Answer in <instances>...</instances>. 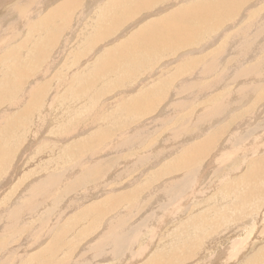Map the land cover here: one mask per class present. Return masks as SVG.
<instances>
[{
	"label": "rangeland",
	"instance_id": "rangeland-1",
	"mask_svg": "<svg viewBox=\"0 0 264 264\" xmlns=\"http://www.w3.org/2000/svg\"><path fill=\"white\" fill-rule=\"evenodd\" d=\"M38 1L40 2L41 0ZM98 1L99 2H97V0H78L77 6H74L73 9H68L60 8L63 3L67 2V0H57L54 3L46 6L40 14L39 11L34 12L35 10L32 9V15L31 17H28V21H26L27 23H24L23 26L15 30L18 34L14 35L13 37L15 41H12V44H3L2 46H0L1 48H3V50L0 51V120H2L3 122V124H0V149L4 150L6 154L4 155V157L9 159V163L6 164L7 166L4 172H0V244H3L2 249L0 248V251L2 250V252L0 253L1 264H45V262L47 261H49L48 264H240V256L242 255L245 256L243 258L244 261L241 262L242 264H264L263 253L259 254L260 257L259 259L258 257L256 258L257 261H254L253 259L257 255V251H259L261 248L264 249V228H262L264 227V220H261L264 211V198L258 195H256L255 197L253 195L251 196L252 198L249 197L251 199L248 198V201H246V203H243L240 200L239 196L244 189L242 182L240 181H242L244 172L247 170L248 160H245V162H243L245 152L240 149L238 144V142L240 141L238 140L239 137L244 136L247 140V136L249 135L245 136V134L250 132L251 136H253V127H255L254 125H258V121H256L257 124L255 121L252 122L253 124L246 122V118H248V115L252 114H247L244 112V108H246L247 110L246 106L251 107L252 110L255 111V113L257 112L259 114L260 118L257 117L256 119H259L258 126L264 124H262V122L264 121V98L262 102H257L256 94L248 92V86H260V83L262 81H257V83L254 79H252L255 78L251 77L254 76L253 73V75L251 74L250 77L238 76L240 75V71L242 69L249 67L251 68L253 66H256V68L258 66L260 68L264 67V0H239V2L238 0H236V4H239L240 8L238 7V5L233 4L235 3V0H233L234 2H231L230 0H224V2H222L223 0H208L212 2L207 5H210L209 7L211 8L212 12L218 11L219 15V12L221 10L220 15L221 13H223V15L226 13L228 16L227 18L222 20V22L220 21L221 23L216 22L218 25L203 34L209 36V38H206L205 36V39H202V42L200 41L202 45L204 44L203 46L199 43L200 45L196 44L193 47L191 46L192 48H187L185 51L188 50V52L184 51L185 53L181 54V52L183 51H178V54L177 52L173 53V56L171 55V53L170 55L172 58L169 54H166L165 58L168 56V59H165L164 55L163 57L160 56L157 59L160 64L157 63V61L155 60L156 58H146L145 55L142 58L139 57V59L142 60H140L141 65L136 68L132 65L126 67V65L131 64L129 63L131 62L130 60L128 61L127 58H124L125 56H128V52H126V50L135 48L134 43L131 44V46L134 44V47L132 48L130 44L126 43L127 47L128 45L130 47H128L129 49L126 48L124 50L126 52V54L123 55L124 60H121L120 62L118 61L119 65H121V69L129 67L128 71L123 73L118 72L119 68L117 66L114 68H117V71L113 69L114 72L112 71V73L111 71L102 73L97 69L99 60H102L105 57L104 52L109 51L108 49H112L116 44L118 45L122 41L125 42L126 39L129 40V38H131L129 37V35L132 36V34L138 29L142 31L143 26L145 27V25L155 22V19H160L161 16L163 17L164 15H166V13H169L176 8H180L183 4H175L174 2H172L171 6L170 0L167 1L168 3H170V5L166 2V0H162L161 3L160 1L156 3L157 6H150V8L147 9L148 11H153L152 14L150 11L144 12L145 10H142L138 13L135 12L137 13H134L135 16L132 13H128V10H125L128 8L117 6L118 8H114L115 13H117L118 15L119 13L123 14L119 15L118 18L121 19L119 21V19L114 20V17H112L113 14L117 16V14H115L114 12H105L107 4L112 0ZM229 1L231 4L228 3ZM189 2L194 3L197 2V0H190ZM88 3H90L91 5H93V3L94 5L96 4L95 6H92L94 7V11L93 8L89 10V12L91 11L92 13H96V17L95 15H93L94 13L92 14L90 12L91 14H88L89 12H86L85 9H87ZM173 3L175 5H173ZM214 3L215 5L219 3L220 4L214 6ZM223 3L225 4L222 5ZM8 4L7 7H11L10 4ZM228 4L232 7H234V5L238 7V10L234 13V9L229 11L230 13L232 12V15H229L228 11H224L231 8ZM38 5L39 4H37L36 6ZM214 7L217 9H215ZM121 8L125 11H123ZM116 9L119 10L117 11ZM161 9H165V11L168 12H165L164 10L163 12ZM18 13L17 15L15 14L16 16L12 13H9L11 14L9 16L12 17L9 18L8 16L5 20H2L4 21V25L2 24V22H0V27L5 28L4 26H7L8 24V26H11L14 20L15 21L13 24L18 21H22L21 19H23L24 16H22L21 14L20 18L18 16ZM35 13L38 15H36ZM124 14L126 15L124 16ZM81 15L83 17L85 16L84 19ZM218 15L215 14V18L214 20H212V22H215V19L217 17H220ZM139 16L140 19H143L142 21L137 22ZM91 17L93 18V20ZM135 18L137 19L135 20ZM192 20L194 21V19ZM113 21L116 27L114 26ZM126 25L129 26L127 27ZM130 25L133 27H131ZM210 25V22L206 23V26L208 28L210 27ZM184 26L186 27L185 24ZM112 27L115 28L111 30ZM180 28L182 29L183 25ZM103 30L104 32L107 30V32L109 33H105L102 37H100V40H97V37L101 32H103ZM180 35L178 34L177 39L183 38V36L181 37ZM127 36L129 38H126ZM205 40H207L206 44ZM66 41L67 43H65ZM3 43H5V41ZM63 45L65 48L61 47ZM119 52L121 51L119 50ZM119 52H116V54H118ZM11 53H15L16 55H12ZM175 56L178 57L176 59L177 61L175 60ZM119 57L120 59H123L122 52L121 56L119 55ZM60 58L62 61L60 60ZM159 58H163L161 59L163 61H161ZM189 59L190 61L195 59H197L198 61L195 65H191L189 67L192 70H189V68H187L186 72L180 70L179 67H176L185 60L189 61ZM59 60L61 62H57ZM165 60H173V62H166ZM3 61L7 62V66L4 67L1 65ZM164 61L165 63L163 64L162 62ZM55 62L57 63L54 66ZM14 66L15 68L13 70ZM156 67H159V70L156 69ZM176 68H178V71ZM16 70L22 71L23 74L29 73L30 75L26 77L21 76L20 82L19 84H17L18 86L15 87L16 83H8L7 77L9 75L13 76V81L11 79H8L12 82L19 80V77L15 73ZM165 70L167 72H164ZM95 71L97 72L95 73ZM202 71L203 75H205H202L203 77H201L200 75L202 74ZM197 72L199 73V75L197 74ZM174 73H176V75ZM222 73L225 74V78L222 81L223 85L220 84L218 88H215L217 84L214 83L216 81V78L224 77ZM187 74L189 78L186 77ZM190 74H193L192 77H190ZM155 77L156 79H154ZM177 79L178 82H176ZM183 79L186 83L183 82ZM248 80H251L252 84H249ZM161 81H163V83ZM164 81H167V83H164ZM253 82H256L257 84H254ZM73 83L75 85L74 87ZM226 83H231V87L227 88L228 90L225 91L224 97L229 101V106H232L233 108L241 106L240 108L236 109L237 111H239L237 112L236 110H234V112L229 115L230 117L227 116L226 118H223L222 121L217 122V126L215 124L211 128L202 129L204 128V125L203 123L199 122V124L193 123L195 125H193L195 127L194 128L192 126V122H190L191 116L194 118V121H197L199 118L197 116L205 113L206 110V112H208L213 108V106H215L217 109L221 107L217 105L218 102H214L213 104L211 99L216 96V93H218L225 87ZM156 84L159 85L156 89H162L163 86L166 91L164 89L158 90L165 92H163L164 97H162L161 102H159V104L156 106V109H152L155 114L150 111V113L145 117H140L142 115L138 117V115L134 113V110L128 111L127 108H124L125 106L122 102L127 101V99L130 100L131 97L138 95L140 90L146 91L147 88L149 89L146 91V93L149 92L150 96H146L147 98L144 97V94L143 96H141L144 97V100L146 102L151 101V99H155L156 95L162 94L158 93V91L154 88L155 86H157ZM178 84L182 85L179 86ZM262 84L264 86V82H262ZM81 86H84L86 88L88 87L87 91L84 90L85 94L83 91V93L79 91ZM8 88H11V90H8ZM30 88L34 92L36 90L37 91L35 93L31 92V94L33 95L29 97L27 95H29V92L31 90ZM205 89H207L206 91L208 92H206ZM58 97L63 98L60 103H58V108L54 109V112H51L43 120L45 109L47 108L48 110H50L51 108V110H53L50 104L53 102L54 104H56L58 101ZM119 98L122 99L120 100ZM67 103H70L71 106H64V104ZM176 103H178V106L180 107H177L175 110H173L172 106H174V104ZM244 103L245 106H242ZM87 104L89 106H87ZM59 107H63L62 113L61 109L59 110ZM194 110L196 112H194ZM41 111L43 112V114ZM188 111L191 112V115L188 113ZM221 111H225V113L223 112V114L221 115H224L225 117V115L228 114L227 112L229 110L227 111V108H225V110L222 109ZM234 114L235 117L233 116ZM87 116L89 118H87ZM135 116H137L138 118ZM99 117H101V120L104 121L103 123L97 125L90 124L92 122V118L95 119ZM229 118L235 119V122H232L230 126H228L227 124L229 123ZM260 119L262 121H260ZM8 122L10 123L9 125H7ZM137 123L140 124L137 125ZM241 123L244 125H241ZM225 125L227 126V128L223 130V133H219L221 136L219 135L218 138H216L217 141H214V145L212 144V146L207 149L209 151L205 150L199 158L198 166L202 168H199L198 171H201V173L204 174L202 169H205L207 173H205L206 176L205 174H201L203 180V184L201 183V187L205 189L206 187H208V189L205 190L207 192H205L204 194V190L202 189V196L200 198L193 197V193V196L188 199L189 201L184 198L188 195L181 196V194H175L177 196V199H175V195L169 194L168 192H165V194L163 192L165 190L164 187L166 186L167 188V185L170 184L169 181H174L175 177L177 180L181 173L173 171L170 172V174L172 175L169 174L168 176H165V174L162 175L163 172L161 171V168H164L165 166H171L172 168L175 165L177 158L183 153L181 151V149H184L182 148L183 146L186 145V147H189L191 145H195L196 143L209 138V135L213 134V130L223 128ZM82 126H84V129L82 128ZM147 126L149 128H147ZM238 126H240V129L238 128ZM243 126L250 128L245 129L243 128ZM215 127L218 128L214 129ZM122 129L124 133L130 132L129 136H132L131 134H134L133 137H130L131 139L129 138L128 140H126L128 141V143L126 144H133L135 142L134 137H136L139 132H141L142 137H140L141 135L139 134V137H136V143H143V140L148 137L145 140L147 144L144 142L142 144H145L144 147H135L134 149L132 148L133 150H129L128 148H126V150L124 149L125 151L121 150L122 152L120 151L121 148L114 149V145L116 144L112 146V143L116 142L115 138H119V136L116 135L121 134ZM136 130L138 133H136ZM182 130H186L188 132L185 135H182V137H180L178 140L169 141L171 140V138H169L171 137V134L173 137H175ZM249 130L251 131L248 132ZM151 131L153 133H151ZM235 132L238 133L237 137L235 134V137L232 139L233 133ZM262 132L263 131H261L259 134H261ZM256 133L258 132L255 131V134ZM63 136L65 138H63ZM230 138L233 140V144L230 140H228ZM100 139L102 141H100ZM82 140L85 141V146L83 149H79L78 142ZM149 140H153V143L157 144L156 153L154 154L155 157L153 160H151V157L148 156L149 154H144L145 151L142 154L143 150L149 148L148 146H146L148 145ZM63 141L65 143H63ZM227 141H230V143ZM226 143L231 146V149H228L229 146L227 147ZM215 144L218 145L217 147L219 148H217ZM235 144L238 147V153L237 151H234L232 149V146ZM71 147H73V149H70ZM221 149L224 150L222 151ZM136 151L138 152L136 153ZM262 151L264 153V149ZM262 151L260 153H262ZM124 152H126V155L128 156H131V154L136 155H134L135 157L133 158V160L131 159L132 157H129V160L127 158H121L120 162L119 157H121V154H123ZM224 152L226 153L224 154ZM144 155L146 158V162L143 163L144 166H141V164H138L137 162L139 159H142ZM135 159L136 163L134 164L133 162V164H130L129 166L128 164L132 163V161H135ZM241 161L243 162V165L241 164ZM153 164H155L156 166L154 165V167H151L153 166ZM131 165H134V167H132ZM99 166H101L100 168L104 166L103 169L105 171H101L97 178L94 177L95 174L93 173ZM236 167L238 169H236ZM209 170L212 173H210ZM228 171L231 174L232 172H235L233 173V175H228V177H231L232 182H230L229 179H225L222 181L223 185L222 183L219 185L217 182L219 180L218 177H221L224 172ZM105 174H107V176H105ZM210 174L212 180L210 179ZM116 178H118L119 181ZM126 178H128V180ZM215 178L217 180H215ZM186 179L179 180L181 181L180 183H178L177 181V183L175 184V186L177 185L176 188L179 189L182 187V185L186 186L189 177H187ZM129 180L131 181L129 182ZM75 181H77V184H75ZM182 181H184L183 184ZM214 181L217 182V184H215ZM121 182H124V186H122ZM205 182L206 184H204ZM229 182L233 185L237 183L238 186H236V188L240 189L237 190V194L235 193L236 189L234 190L235 192L232 191L234 193H230V191L225 192L228 195H236L234 197L229 196L228 198L230 199L227 198L224 200L225 196L220 195L222 198L219 197L218 191L221 189L220 186L222 187ZM37 183H39V186L36 185ZM73 183L74 187H72ZM34 185L35 187L38 186L40 188L32 187ZM259 185H261L260 188L264 187V182L259 183ZM175 186L173 184L172 189L175 190ZM49 187L53 189L50 190ZM83 187L85 188V190ZM133 188L141 191H139L140 194L138 193L139 196L137 195L135 198H130L131 200H128L129 202H125L127 200H123L126 205L122 203L123 201H120L118 204L115 202L117 198L115 199L112 194L116 192L114 195L117 196L119 192L124 193V191L127 190L125 194L127 193L128 195V192L132 191ZM91 189H93V191ZM245 189L248 190V186H246ZM94 191L95 193H93ZM189 191L191 192V190L188 189V192ZM107 193H109V198L111 196L113 197H111L112 200H109L110 202L108 201ZM170 195L173 196L169 197ZM195 195L197 196V193ZM81 196L84 197V199H82ZM180 196L182 200L184 199V203L178 207L179 202L182 201L178 200V198L181 199ZM50 198L52 199L50 200ZM172 198H174V202L170 200ZM220 198L222 199V202L219 200ZM36 199H38V202L35 201ZM40 199L42 200V202ZM185 199L187 200V202L185 201ZM168 200H170L171 202L168 203ZM22 203L25 204L22 205ZM95 203L102 205V212H97L95 210H93L94 212H92L91 210L90 212H88L89 210L87 211L86 208ZM171 203L172 205L175 204L176 206L173 205L172 207ZM242 203L245 205H243ZM116 205L118 208L120 207V205L123 206L121 207L122 211L120 208L118 209L119 211H116ZM133 206H137L139 208H136L135 210V207L133 208ZM173 208L174 210H178V212H176L177 214H171L169 212L173 210ZM16 209L22 212L17 211ZM129 209L130 211L128 212ZM132 209L135 211H131ZM168 209L171 210L168 211ZM11 211H17L22 216H19V218L14 217V221H10L8 218ZM136 211L138 213H136ZM95 212L96 214H94ZM108 214L110 215L108 216ZM92 216L95 218V221ZM119 219L121 223L118 222ZM214 220H216L217 222H215ZM124 222H126L127 225L124 224ZM6 223H11L12 225L10 224V226L12 227L10 228L9 226H6ZM147 223H149V225ZM51 224H53V226H51ZM122 225L123 227H121ZM151 225L153 226L151 227ZM254 225L256 229L255 227H253ZM47 226L51 230L52 228H54L53 232L49 230ZM118 226L119 228H117ZM140 227H142L143 229L141 228V230ZM225 227H228V230L225 229ZM257 227L259 229H257ZM124 228L125 232L124 230H121ZM63 229L66 230V237L58 240V242L54 237L58 238L57 234L59 232L55 231L61 232ZM116 230L119 232H117ZM121 231L123 232V234L120 233ZM47 232H49L51 235L47 234ZM119 233L120 239L118 237L119 235L117 236V234ZM251 233L252 235H250ZM47 235L48 237H46ZM107 235H113V238L118 237L115 239L116 241L114 240L117 245L114 244V242L112 243L113 238L112 240H110V243L112 244H110L111 246H109V243V247L106 246L107 242L109 241H106L104 242V244H102L103 238H105ZM42 236L45 237L43 238ZM252 238H254V240H252ZM132 239L135 240L131 245ZM238 239H241L243 241L239 242ZM98 241L99 243L102 241L100 246H104L100 247L96 245L99 244ZM124 242H126V244ZM242 242L243 245H245V248L241 244ZM234 243L237 244V247L234 245ZM118 244L120 245V247H118ZM113 245L116 247L112 250V248L114 247ZM238 247L240 249L242 248L243 250H240ZM97 248H99V250ZM100 248L102 251L100 250ZM44 249H47V252L44 253ZM238 249L240 250V252ZM108 250H111L110 255L108 254ZM93 251L95 252L93 253ZM98 251H101L102 253L107 252V254H102ZM235 252H237V256L234 255ZM261 254H263V257H261ZM97 255L99 256L97 257ZM100 255L108 256H103L101 258ZM251 256L252 260H250ZM229 257L231 259H229ZM236 258L239 260H237Z\"/></svg>",
	"mask_w": 264,
	"mask_h": 264
},
{
	"label": "bare ground",
	"instance_id": "bare-ground-1",
	"mask_svg": "<svg viewBox=\"0 0 264 264\" xmlns=\"http://www.w3.org/2000/svg\"><path fill=\"white\" fill-rule=\"evenodd\" d=\"M55 1H57V0H41L40 2L38 1V0H0V14H1V16H0V22H2V24H3V22L4 21H2V20H5L9 15H11V14H9V13H12V14H16L17 15V13L19 12L20 13V15H19V13H18V16L20 17L21 16V14H22V16H24V18L23 19H21L22 21H18V22H16L15 24H13L14 23V21L12 22V25L11 26H4L5 28H1L0 27V46H2L3 44H9V43H11L12 44V41H15L14 40V35H16L17 34V31H15L17 28H20L21 26H23L24 25V23H27L26 21H28L27 19H28V17L30 16L31 17V15H32V9H34L35 11L34 12H38L39 11V14L42 12V10H44V8L46 7V6H48V5H50L51 3H54ZM96 1V0H95ZM160 1V3L162 2V0H112L111 2H109L108 4H107V6H106V9H105V12H111V13H115V7H117V6H123V8L124 7H126V8H128V9H125V10H128V13H132L134 16H135V14H137L138 12H141L142 10H145L144 12H147L148 10L147 9H149L150 8V6L151 7H153L154 5L155 6H157V2H159ZM167 1H169V0H166V2ZM171 1V6H172V2H174L175 4H183L180 8H176V9H174V10H172L171 12H169V13H166V15H164L163 17L161 16L160 17V19H153L155 22H153V23H150V24H148V25H145V27L143 28L142 26V31H140V29H138L136 32H134L133 34H132V36H130L129 35V37H131V38H129L128 36L126 37V38H129V40H125V42L124 41H122L121 43H119L118 45L116 44L115 45V47H113L112 49H108L109 51H106V52H104L105 53V57L102 59V60H99V62H98V67H97V69L100 71V72H110L111 71V73H112V71L114 72V70H116V69H114L116 66L119 68L118 69V72L119 73H123V72H127L128 71V68H126L127 66H130V65H132V66H135L136 68H138V66L139 65H141V62H140V60L141 59H139V57L140 58H142L143 56H145L146 58L147 57H153V59L154 58H156L155 60L157 61V59H158V57H160V56H162L163 57V55H164V58H165V55L167 54H171L172 56H173V53H176L177 52V54H178V51H183V52H181V54L182 53H185V52H188V50L187 51H185L187 48H189V47H193L194 45H196V44H201L202 45V39H205V36L206 35H203V34H205L206 32H208L209 30H211V29H213L216 25H218L217 23H221L222 22V20H224L225 18H227V14L225 13L224 15H223V13H221V15H220V12H221V10H220V12H219V15H218V11L217 12H212V10H211V8L209 7V6H207L211 1H208V0H197V2H194V3H190L189 1L190 0H170ZM231 2L233 1V0H230ZM230 1L228 2L229 4H231L230 3ZM241 1V0H240ZM77 2H78V0H67V2L66 3H63V5L60 7V8H72L73 9V7L74 6H77ZM97 2H99L98 0H97ZM186 2V3H185ZM216 2V1H215ZM222 2H224V0L222 1ZM226 2V1H225ZM234 2V1H233ZM238 2H239V0H238ZM10 4V6L11 7H7V4ZM92 3V2H91ZM168 3V2H167ZM173 3V5H175ZM212 3V2H211ZM8 4V5H9ZM37 4H39L38 6H36ZM99 4V3H98ZM159 4V3H158ZM163 4V3H162ZM161 4V5H162ZM169 5H170V3H168ZM187 4H189V5H187ZM220 4V3H219ZM219 4H216L215 5V3H214V6H217V5H219ZM225 3H223L222 5H224ZM228 4V5H229ZM233 4H236V0H235V3H233ZM55 5V4H54ZM93 5H94V3H93ZM93 5H91L90 3H88V6H87V9H85L86 10V12H89V10H91L92 8H93V11H94V7H92ZM96 5V4H95ZM94 5V6H95ZM166 5V4H165ZM164 5V6H165ZM186 5H187V7H186ZM236 5H238V7L240 8V6H239V4H236ZM236 5H234V7H232L231 5H229L231 8L230 9H227V10H224L225 12L226 11H228V13H229V15L231 14L232 15V12L230 13L229 11H231V10H233V13L234 12H236L237 10H238V7L236 6ZM241 5V4H240ZM52 6V5H51ZM213 6V5H212ZM211 6V7H212ZM221 6V5H220ZM143 7V8H142ZM167 7V6H166ZM97 8H98V6H97ZM118 8V7H117ZM163 8V7H162ZM215 8V7H214ZM214 8H213V10H214ZM219 8V7H218ZM222 8H224V7H222ZM30 9V10H29ZM51 9V8H50ZM120 9V8H119ZM118 9V10H119ZM122 9V8H121ZM166 9V8H165ZM165 9H161L162 11L164 10L165 11ZM215 9H217V8H215ZM117 10V9H116ZM117 10V11H118ZM123 10V9H122ZM125 10H123V11H125ZM152 10H154V9H152ZM71 11V10H70ZM121 11V10H120ZM150 12H151V10H149ZM148 11V12H149ZM163 11V12H164ZM91 12V11H90ZM88 13V14H91V13ZM127 12V11H126ZM135 12H137V13H135ZM153 12V11H152ZM152 12H151V14H152ZM165 12H168V11H165ZM94 13V12H93ZM92 13V14H93ZM135 13V14H134ZM143 13V12H142ZM24 14V15H23ZM36 14V13H35ZM35 14H34V16H35ZM84 14V13H83ZM96 13H94L93 15H95ZM108 14V13H107ZM110 14V13H109ZM115 14H117V13H115ZM122 14V13H121ZM120 13H119V15H121ZM150 14V15H151ZM215 14H217L218 16H220L219 18L217 17L216 19H217V21H216V19H215V22H212V20H214V18H215ZM15 15V16H16ZM36 15H38V14H36ZM119 15L117 14V16L116 15H112V17H114V20H117V19H119L118 17H119ZM123 15V14H122ZM126 14H124V16H125ZM129 15V14H128ZM142 15V14H141ZM163 15V14H162ZM49 16V15H48ZM82 16V15H81ZM90 16H92V15H90ZM102 16V15H101ZM104 16V15H103ZM12 16H9V18H11ZM83 17V16H82ZM85 17V16H84ZM84 17H83V19H84ZM95 17H96V15H95ZM121 17V16H120ZM143 17H144V15H143ZM8 18V19H9ZM21 18V17H20ZM45 18H46V16H45ZM48 18V17H47ZM92 18V17H91ZM93 18H94V16H93ZM93 18H92V20H93ZM132 18H133V16H132ZM7 19V20H8ZM30 19V18H29ZM86 19V18H85ZM89 19H90V17H89ZM137 18H135V20H136ZM142 19L143 18H141L140 19V16H139V19H138V21L137 22H140V21H142ZM192 19H194V21L192 20ZM121 19H119V21H120ZM131 20V19H130ZM129 20V21H130ZM133 20H134V18H133ZM77 21V20H76ZM81 21H82V19H81ZM89 21V20H88ZM118 21V22H119ZM219 21V22H218ZM221 21V22H220ZM93 22V21H92ZM122 22V21H121ZM131 22H133V21H131ZM149 22V21H148ZM207 22H210L211 23V25H210V27L208 28L207 26H206V23ZM217 22V23H216ZM85 23V22H84ZM113 23H114V21H113ZM119 24V23H118ZM128 24V23H127ZM131 24V23H130ZM184 24L186 25V27L184 26ZM209 24V23H208ZM4 25V24H3ZM91 25V24H90ZM183 25V28L181 29L180 27ZM202 25V26H201ZM114 26H115V23H114ZM117 26H119V25H117ZM127 26V25H126ZM129 26V25H128ZM127 26V27H128ZM131 26V25H130ZM224 26V25H223ZM87 27V26H86ZM91 27V26H90ZM116 27V26H115ZM115 27H112L111 28V30L113 29V28H115ZM126 27V28H127ZM131 27H133V26H131ZM123 28H125V27H123ZM130 28V27H129ZM95 29V28H94ZM93 29V30H94ZM133 29V28H132ZM179 29H181V30H179ZM109 30V29H108ZM111 30H110V32H111ZM19 33V32H18ZM77 33V32H76ZM99 33V32H98ZM105 33H109V32H107V30L104 32V30H103V32H101L100 34H99V36L97 37V40H100V37H102ZM120 33V32H119ZM73 34V33H72ZM127 34V33H126ZM130 34H131V32H130ZM178 34L180 35V34H182V35H180L181 37L183 36V38H180L181 39V41H180V39H177L178 37ZM18 35V34H17ZM203 35V36H202ZM72 36V35H71ZM124 37H125V35H124ZM20 38V37H19ZM121 38V37H120ZM206 38H209V36H206ZM117 39V38H116ZM94 40V39H93ZM102 40V39H101ZM113 40V39H112ZM5 41V43H3ZM21 41V40H20ZM117 41V40H116ZM130 41V42H129ZM201 41V42H200ZM206 41L207 40H205V44H206ZM19 42V41H18ZM70 42V41H69ZM137 42V43H136ZM21 43V42H20ZM19 43V44H20ZM65 43H67V41L65 42ZM118 43V42H117ZM130 44V46H131V44L132 43H134L135 44V48H133V49H129L128 47H130L129 45H128V47H127V44ZM79 44V43H78ZM134 44L131 46V48L132 47H134ZM199 44V45H200ZM5 45V46H6ZM42 45V44H41ZM198 45V46H199ZM204 45V44H203ZM202 45V46H203ZM66 46V45H65ZM61 47H64V45L63 46H61ZM191 47V48H192ZM21 48V47H20ZM65 48V47H64ZM126 48H128L129 50H126V52H128V56H125L124 58L126 59H128V61L130 60L131 62H129V63H131V64H128V65H126V67L125 68H120V66L121 65H119V63H118V61L120 62L121 60H124V58H123V55L124 54H126V52L124 51ZM195 48V47H194ZM199 48V47H198ZM216 49V48H215ZM3 50V48H1L0 47V51H2ZM57 50V49H56ZM115 50H118V51H115ZM119 50L122 52V58L123 59H120V57H119V55L121 56V52H119ZM124 52H123V51ZM195 50V49H194ZM58 51V50H57ZM115 51V52H114ZM185 51V52H184ZM215 51V50H214ZM14 52V51H13ZM116 52H119L118 54H116ZM180 52H179V54H180ZM192 52V51H191ZM194 52V51H193ZM12 55H14L15 53H11ZM18 54V53H17ZM16 55V54H15ZM59 55V54H58ZM171 55H170V57H171ZM177 56V55H176ZM175 56V57H176ZM60 57H61V55H60ZM91 57H93V56H91ZM168 57V56H167ZM165 58V59H168V58ZM170 57H169V59H170ZM174 57V58H175ZM190 57V56H189ZM195 57V56H194ZM52 58V57H51ZM172 58V57H171ZM173 58V59H174ZM178 57H176L175 58V60L177 59ZM149 59V58H148ZM151 59V58H150ZM160 60L161 59H163V58H159ZM188 59V58H187ZM60 60H61V58H60ZM57 61V62H61V61ZM94 60V59H93ZM92 60V61H93ZM154 60V61H155ZM127 61V62H128ZM142 61V60H141ZM161 61H163V60H161ZM166 62H169V61H172L173 62V60H169V61H167V60H165ZM165 61L164 62H162L163 64L165 63ZM177 61V60H176ZM176 61H175V63H176ZM57 62H55V64H54V66L56 65V63ZM152 62V61H151ZM172 62H171V64H172ZM198 61H197V59H195V60H191L190 61V59H189V61L188 60H185L184 62H181L180 63V65L179 66H176V67H179V69L180 70H183V71H186L187 70V68H189L191 65H195L196 63H197ZM118 63V64H117ZM122 63H125V62H122ZM147 63H149V62H147ZM157 63H159V61H157ZM174 63V64H175ZM199 63H200V61H199ZM91 64V63H90ZM155 64H156V62H155ZM160 64V63H159ZM162 64V65H163ZM169 64V63H168ZM240 64V63H239ZM2 66H7V62L6 61H3L2 62V64H1ZM39 65V64H38ZM67 65V64H66ZM123 65V64H122ZM166 65V64H165ZM16 66V65H15ZM15 66L13 67V70H14V68H15ZM50 66H51V64H50ZM50 66H49V68H50ZM150 66V65H149ZM157 66H160V65H157ZM169 66V65H168ZM196 66H198V65H196ZM262 66H263V64H262ZM261 66V67H262ZM11 67V66H10ZM70 67V66H69ZM123 67V66H122ZM162 67V66H161ZM160 67V68H161ZM173 67H175V66H173ZM49 68H47V69H49ZM68 68V67H67ZM134 68V67H133ZM159 68V67H158ZM157 67H156V69H158ZM171 68V67H170ZM196 68V67H195ZM198 68V67H197ZM257 68H260L259 66L257 67ZM256 68V66H253V67H249V68H245V69H242L241 71H240V75H238V76H251V74L253 73L254 74V76H251V77H255V78H252V79H254L256 82L257 81H262V82H264V67H262V68H260V69H257ZM70 69V68H69ZM96 69V68H95ZM114 69V70H113ZM131 69V68H130ZM149 69V68H148ZM155 69V68H154ZM165 69V68H164ZM177 69V71H178V68H176ZM210 69V68H209ZM57 70V69H56ZM132 70V69H131ZM139 70V69H138ZM159 70V69H158ZM162 70V69H161ZM189 70H192L191 68H189ZM194 70V69H193ZM117 71V70H116ZM174 71V70H173ZM182 71V72H183ZM201 71V70H200ZM210 71V70H209ZM86 72H88V71H86ZM97 71H95V73H96ZM164 72H167L166 70L164 71ZM187 72V71H186ZM188 72H190V71H188ZM193 72V71H192ZM15 73H16V75L19 77V80H17V81H15V82H12L13 80V76H11V75H9L8 77H7V81H8V83H16L15 84V87L16 86H18L17 84H19V82H20V77L21 76H24V77H26V76H29L30 74L29 73H26V74H23L22 73V71H20V70H16L15 71ZM69 73V72H68ZM99 73V72H98ZM101 73V74H102ZM154 73V72H153ZM155 73H156V71H155ZM158 73V72H157ZM177 73V72H176ZM176 73H174L175 75H176ZM181 73V72H180ZM184 73V72H183ZM194 73H195V71H194ZM193 73V74H194ZM118 74V73H117ZM165 74H167V73H165ZM169 74V73H168ZM173 74V75H174ZM177 74H179V73H177ZM182 74V73H181ZM185 74V73H184ZM192 74V75H193ZM197 74L199 75V73L197 72ZM205 74V73H204ZM223 75H224V77L223 78H216V81L214 82V83H217L216 84V86H215V88H218L219 87V85L220 84H222L223 85V79L225 78V74L224 73H222ZM252 74V75H253ZM111 75V74H110ZM123 75V74H122ZM131 75V74H130ZM170 75V74H169ZM172 75V76H173ZM174 75V76H175ZM180 75V74H179ZM191 75V74H190ZM189 75V76H190ZM192 75L190 76V77H192ZM201 75V77H203V76H205V75H203V71H202V74H200ZM203 75V76H202ZM222 75V76H223ZM40 76V75H39ZM114 76V75H113ZM147 76V75H146ZM171 76V75H170ZM183 76V75H182ZM181 76V77H182ZM186 76V75H185ZM220 76V75H219ZM15 77V76H14ZM99 77V76H98ZM112 77V76H111ZM115 77V76H114ZM121 77V76H120ZM127 77V76H126ZM153 77V76H152ZM161 77H163V76H161ZM186 77H188V74H187V76ZM185 77V78H186ZM96 78V77H95ZM151 78V77H150ZM165 78V77H164ZM173 78V77H172ZM174 78H176V77H174ZM184 78V77H183ZM189 78V77H188ZM239 78V77H238ZM8 79H11L12 81H10V80H8ZM100 79V78H99ZM154 79H156V77L154 78ZM162 79V78H161ZM180 79V78H179ZM34 80V79H33ZM85 80V79H84ZM83 80V81H84ZM125 80V79H124ZM184 80V79H183ZM189 80V79H188ZM187 80V81H188ZM31 81V80H30ZM29 81V82H30ZM102 81V80H101ZM104 81V80H103ZM129 81V80H128ZM173 81V80H172ZM249 81V84L251 83V80H248ZM152 82H155V81H152ZM162 83H163V81H161ZM167 83V81H164V83ZM176 82H178V79H177V81ZM184 83H186L185 82V80L183 81ZM189 82V81H188ZM255 82V83H256ZM262 82L260 83L261 85L260 86H256L255 85V87L253 86V85H250L251 87H249L248 86V92H250V93H255L256 94V100H257V102H259V101H263V98H264V86H263V84H262ZM113 83V82H112ZM147 83V82H146ZM181 83H182V81H181ZM183 83V84H184ZM254 83V82H253ZM254 83V84H255ZM258 83V82H257ZM256 83V84H257ZM124 84V83H123ZM127 84H128V82H127ZM133 84V83H132ZM140 84V83H139ZM252 84V83H251ZM30 85V84H29ZM91 85V84H90ZM89 85V86H90ZM94 85V84H93ZM157 85V84H156ZM179 85V84H178ZM182 84H180L179 86H181ZM231 85V83H226V85H225V87L221 90V91H219L218 93H216V96H214L211 100H212V102H213V104H214V102H218L217 103V105H219V106H221L219 109H217L215 106H213V108L212 109H210L208 112H206L205 111V113H203V114H200V116H197V117H199L198 118V120L197 121H194V118L191 116V118H190V122H192V126L194 125L193 123H195V124H199V122L200 123H203V125H204V128H202V129H205V128H211V127H213L215 124H216V126H217V122H220V121H222L223 120V118H226L227 116H229V115H231V113H233L234 112V110H236L237 108H240V107H235V108H233L232 106H229V101L228 100H226L225 99V91L226 90H228L227 88L228 87H231L230 86ZM11 86V85H10ZM10 86H8V87H10ZM33 86V85H32ZM75 85H74V83H73V87H74ZM102 86V85H101ZM123 86H125V85H123ZM155 86V85H154ZM159 85H157V86H155L154 88L156 89L157 87H158ZM261 86H263V87H261ZM91 87V86H90ZM11 88H13V87H11ZM11 88H8V90H11ZM27 88V87H26ZM31 88H33V87H31ZM30 88V89H31ZM88 88V87H87ZM86 87H84V86H81V88L79 89V91L81 92V93H83L84 92V90L85 91H87L88 89H87ZM160 88V87H159ZM126 89V88H125ZM124 89V90H125ZM132 89V88H131ZM143 89H145V88H143ZM142 89V90H143ZM161 89V88H160ZM160 89H156L157 91L158 90H160ZM162 89H164L165 90V88H163V86H162ZM161 89V90H162ZM199 89H202V88H199ZM198 89V90H199ZM220 89H221V87H220ZM13 90V89H12ZM29 90V89H28ZM147 90H149L148 88L146 89V91ZM152 90V89H151ZM203 90H204V87H203ZM207 89H205V91H206ZM37 91V90H36ZM35 91V92H36ZM53 91V90H52ZM83 91V92H82ZM146 91H139V93H138V95H133L134 97H131L130 98V100H128L127 99V101H123L122 103L124 104V108H127V110L128 111H133L134 110V113H136L137 115H138V117L140 116V115H142V116H140V117H145L146 115H148L149 113H150V111H152L153 112V110L152 109H156V106L159 104V102H161V99H162V97H164V95H163V92H165V91H158V93H162V94H159V95H156V97H155V99H151V101H149V102H146L145 100H144V97H146V96H150V93L149 92H147L146 93ZM154 91V90H153ZM156 91V92H157ZM202 91V90H201ZM200 91V92H201ZM204 91V92H205ZM25 92V91H24ZM23 92V93H24ZM31 92L33 93L34 91L31 89L30 90V92H29V95H27V96H31V95H33V94H31ZM34 92V93H35ZM51 92V91H50ZM76 92V91H75ZM123 92V91H122ZM155 92V93H156ZM206 92H208V91H206ZM59 93V92H58ZM108 93V92H107ZM153 93V92H152ZM191 93V92H190ZM5 94V93H4ZM37 94V93H36ZM35 94V95H36ZM84 94H85V92H84ZM83 94V95H84ZM129 94V93H128ZM137 94V93H136ZM143 94H144V97H141V96H143ZM166 94V93H165ZM78 95V94H77ZM163 95V96H162ZM202 95V94H201ZM200 95V96H201ZM88 96H90V95H88ZM169 96V95H168ZM167 96V97H168ZM35 97V96H34ZM123 97V96H122ZM215 97H216V99H215ZM79 98V97H78ZM147 98V97H146ZM196 98H198V97H196ZM63 98L62 97H58V101H57V103L56 104H54V102L53 103H51L50 104V106H52V109L53 110H51V108H50V110H48L46 107V109H45V115L43 116V120H44V118H46L51 112H54V109H56V108H58L57 106L59 105L58 103H60V101L62 100ZM73 99V98H72ZM120 99V98H119ZM122 99V98H121ZM120 99V100H121ZM143 99V100H142ZM169 99V98H168ZM193 99H195V98H193ZM49 100V99H48ZM56 100V99H55ZM172 101V100H171ZM49 102V101H48ZM81 102H82V100H81ZM119 102V101H118ZM264 102V101H263ZM117 103V102H116ZM115 103V104H116ZM162 103H163V101H162ZM172 103H174V102H172ZM62 104V103H61ZM118 104V103H117ZM129 104V105H128ZM161 104V103H160ZM182 104V103H181ZM180 104V105H181ZM194 104H195V102H194ZM264 104V103H263ZM69 105V106H68ZM101 105V104H100ZM114 105V104H113ZM128 105V106H127ZM216 105V106H217ZM49 106V105H48ZM64 106H68V107H70L71 106V104L70 103H67V104H64ZM63 106V107H64ZM87 106H89L88 104H87ZM242 106H245V103L242 105ZM5 107V106H4ZM63 107H59V110L61 109V113H62V108ZM104 107V106H103ZM130 107V108H129ZM171 107V106H170ZM173 107V110H175L177 107H180V106H178V103H176V104H174V106H172ZM247 107V110H246V108H244L245 109V113H247V114H249V113H252V114H250V115H248V118H246L247 120H246V122L247 123H250V124H253L252 122L253 121H258V125H259V119L258 120H256L257 119V117L258 118H260L259 117V114L256 112L255 113V111H253L252 110V108L251 107H249V106H246ZM249 107V108H248ZM49 108V107H48ZM83 108V107H82ZM112 108V107H111ZM191 108H192V106H191ZM225 108H227V115H225V117H224V115L223 116H221L222 114H223V112L225 113V111H221L222 109L223 110H225ZM3 109V108H2ZM5 109V108H4ZM9 109V108H8ZM106 109V108H105ZM109 109V108H108ZM190 109V108H189ZM200 109V108H199ZM1 110V109H0ZM10 110V109H9ZM44 110V109H43ZM93 110V109H92ZM173 110H172V112H173ZM196 110H198V109H196ZM264 110V109H263ZM4 111V110H3ZM6 111V110H5ZM30 111V110H29ZM28 111V112H29ZM105 111V110H104ZM156 111V110H155ZM191 111V110H190ZM190 111H188V113L191 115V112ZM237 111V110H236ZM239 111V110H238ZM237 111V112H238ZM42 112V111H41ZM107 112V111H106ZM194 112H196L195 110H194ZM202 112V111H201ZM7 113V112H6ZM33 113V112H32ZM40 113V112H39ZM98 113H101V112H98ZM154 113V112H153ZM41 114V113H40ZM42 114H43V112H42ZM135 114V115H136ZM155 114V113H154ZM5 115V114H4ZM96 115H98V114H96ZM0 116H1V114H0ZM42 116V115H41ZM40 116V117H41ZM89 116V115H88ZM87 116V118H89ZM91 116H93V115H91ZM95 116V115H94ZM98 116H100V115H98ZM183 116V115H182ZM181 116V117H182ZM221 116V117H220ZM234 117H235V114L233 115ZM240 116V115H239ZM263 116V115H262ZM261 116V117H262ZM53 117V116H52ZM113 117V116H112ZM135 117H137V116H135ZM137 117V118H138ZM186 117V116H185ZM230 117V116H229ZM238 117V116H237ZM236 117V118H237ZM54 118V117H53ZM59 118V117H58ZM94 118V117H93ZM91 119V123L90 124H95V125H97V124H101V123H103L104 121H102L101 120V117H99V118H95V119ZM153 118V117H152ZM156 118V117H155ZM240 118V117H239ZM264 118V117H263ZM57 119V118H56ZM124 119V118H123ZM238 119V118H237ZM40 120V119H39ZM41 120H42V118H41ZM40 120V121H41ZM104 120V119H103ZM138 120V119H137ZM140 120H141V118H140ZM150 120V119H149ZM196 120V119H195ZM231 120V121H230ZM245 120V119H244ZM264 120V119H263ZM9 121V120H8ZM154 121H155V119H154ZM228 121H229V123H227L228 124V126H230V124H232V122L234 123L235 122V119L234 118H232V119H228ZM260 121H262L261 119H260ZM53 122V121H52ZM56 123V122H55ZM82 123V122H81ZM85 123V122H84ZM264 123V121L262 122V124ZM0 124H3V122H2V120H0ZM10 123L8 122L7 123V125H9ZM41 124V123H40ZM88 124V123H87ZM138 124H140V123H137V125ZM144 124V123H143ZM142 124V125H143ZM148 124H150V123H148ZM256 124H257V122H256ZM32 125V124H31ZM53 125V124H52ZM127 125V124H126ZM234 125V124H233ZM241 125H244V124H242L241 123ZM248 125V124H247ZM246 125V126H247ZM258 125H254L255 127H253V132H252V134H254L253 136H251V130H249L248 132H250V133H247V134H245V136H247V135H249V136H247L248 137V139L246 140V137H244V136H242V137H239V139L238 140H240L239 142H238V144H239V147H240V149L242 150V151H244L245 153H244V157H245V159H244V157H243V162H245V160L247 161L248 160V162H247V170L244 172V176H243V179H242V181H240V182H242V185H243V191L241 192V195L239 196L240 197V200L244 203H246V201H248V198L249 197H251V196H255L256 197V195H258V196H261V197H263L264 198V187H261L260 188V186L261 185H259V183H262V182H264V153H263V149H264V127H262V126H264V124L263 125H261V126H258ZM128 126H129V123H128ZM195 126V125H194ZM193 126V127H194ZM232 126V125H231ZM250 126V125H249ZM258 126V127H257ZM24 127V126H23ZM40 127V126H39ZM138 127V126H137ZM192 127V128H193ZM240 126H238V128H239ZM34 128V127H33ZM49 128V127H48ZM82 128L84 129V126H82ZM86 128V127H85ZM139 128V127H138ZM147 128H149L148 126H147ZM195 128V127H194ZM216 128H218V127H215L214 129H216ZM227 128V126L225 125L223 128H219L218 130L216 129V130H211L212 131V133L213 134H210L209 135V138H206L205 140H203V141H201V142H199V143H196L195 145H191V146H189V147H186V145L185 146H183L182 148H184V149H181V151L183 152L178 158H177V160H176V162H175V165L171 168V166L170 167H167V166H165L164 168L162 167L161 168V171L163 172V174L162 175H164L165 174V176L167 175H169L170 174V172H180L181 173V175L179 176V178H177V180H176V177H175V179H174V181H169V183L170 184H168L167 185V188H166V186L164 187L165 188V190L163 191L164 193L165 192H168L169 194H173V195H177V194H181V196L182 195H188V196H186V197H184V198H186L187 200L190 198V197H192L193 196V193H194V196L193 197H196V198H200L201 196H202V189L204 190L203 192H204V194H205V192H207V191H205L206 189H208V187H206V189L205 188H203V187H201L202 186V175L201 174H203V173H201V171H198L199 170V168H202V167H199L198 166V164H199V158H200V156H201V154L205 151V150H207L210 146H212V144L214 145V141L216 140V138H218V136L220 135L219 133H223V130H225ZM243 128H245V129H247V128H250V127H244L243 126ZM263 128V129H262ZM53 129V128H52ZM79 129V128H78ZM78 129H77V131H78ZM141 129V128H140ZM235 129H236V127H235ZM240 129V128H239ZM252 129V128H251ZM38 130V129H37ZM188 130V129H187ZM232 130V129H231ZM242 130V129H241ZM258 130V131H257ZM32 131V130H31ZM81 131V130H80ZM107 131V130H106ZM128 131V130H127ZM138 131H140V130H138ZM146 131H148V130H146ZM189 131V130H188ZM188 131H186V130H182V131H180V133H178V135L177 134H175V135H177V136H175V137H173L172 136V134L170 135L171 137H169V138H171V140H169V138H168V140L169 141H175V140H178L180 137H182V135H185ZM191 131V130H190ZM192 131H196V130H192ZM209 131V130H208ZM255 131L256 132H258V133H256L255 134ZM261 131H263L261 134H259ZM76 132V131H75ZM120 132V131H119ZM206 132V131H205ZM233 132V131H232ZM240 132V131H239ZM246 132V131H245ZM244 132V133H245ZM109 133V132H108ZM129 133L130 132H127V133H124L123 132V129H122V131H121V134H119V135H116V136H119V138H115L116 139V142H114V143H112V146L114 145V144H116V145H114L115 146V148L114 149H119V148H121L120 149V151L122 150H126V148H128L129 150L130 149H134L135 147H137V148H141V147H144L145 146V144L144 145H142L144 142H145V140L148 138V137H146V139L145 140H143V141H141V142H143V143H136L137 141H136V137L138 136L139 137V134L141 135V132H139V134L138 135H136V137H134V139H135V142L134 141H131V142H134L132 145L129 143V144H126V143H128V141H126V140H128L130 137H133V135L134 134H131L132 136H129ZM136 133H138L137 132V130H136ZM151 133H153L152 131H151ZM150 133V134H151ZM241 133V132H240ZM243 133V132H242ZM37 134V133H36ZM46 134V133H45ZM146 134V133H145ZM149 134V133H148ZM166 134V133H165ZM235 134H236V137H237V134L238 133H233V137H232V139L235 137ZM48 135V134H47ZM79 135V134H78ZM193 135V134H192ZM37 136V135H36ZM39 136V135H38ZM61 136V135H60ZM105 136V135H104ZM150 136V135H149ZM158 136V135H157ZM179 136V137H178ZM188 136V135H187ZM221 136V135H220ZM240 136V135H239ZM33 137V136H32ZM44 137V136H43ZM62 137V136H61ZM140 137H142V135L140 136ZM144 137V136H143ZM178 137V138H177ZM41 138V137H40ZM63 138H65L64 136H63ZM97 138H98V136H97ZM151 138V137H150ZM157 138V137H156ZM113 139V138H112ZM111 139V140H112ZM118 139V140H117ZM131 139V138H130ZM134 139H132V140H134ZM186 139V138H185ZM231 138L230 139H228V140H230L231 141V143L233 144V140H232ZM40 140V139H39ZM42 140V139H41ZM48 140V139H47ZM67 140V139H66ZM137 140H138V138H137ZM184 140V139H183ZM182 140V141H183ZM221 140H223V139H221ZM59 141H60V139H59ZM100 141H102L101 139H100ZM114 141V140H113ZM163 141V140H162ZM217 141V140H216ZM230 141H227V142H229L230 143ZM39 142V141H38ZM45 142V141H44ZM94 142V141H93ZM160 142V141H159ZM181 142V141H180ZM63 143H65L64 141H63ZM79 144V146H78V148L79 149H83L84 148V146H85V141L84 140H82V141H80V142H78ZM146 144H147V142H145ZM219 143H220V141H219ZM45 144V143H44ZM54 144V143H53ZM95 144V143H94ZM104 144V143H103ZM227 144V143H226ZM231 144V145H232ZM74 145V144H73ZM72 145V146H73ZM90 145V144H89ZM156 145L157 144H154L153 143V140L152 141H150L149 140V142H148V145H146V146H148L149 148H142V149H146V150H143L142 151V154H143V152H144V154H149L148 156H150L151 157V160H153L154 159V157H155V153H156ZM160 145V144H159ZM162 145V144H161ZM190 145V144H189ZM216 145V144H215ZM220 145V144H219ZM48 146V145H47ZM46 146V147H47ZM50 146V145H49ZM103 146V145H102ZM218 145H216V147H217ZM229 145L227 144V147H228ZM105 147V146H104ZM103 147V148H104ZM215 147V148H216ZM224 147V146H223ZM233 148V150L234 151H237L238 150V147H237V145L235 144V145H233L232 146ZM102 148V149H103ZM217 148H219V147H217ZM231 149V146H229L228 147V149ZM46 149V148H45ZM70 149H73V147H71ZM93 149H95V148H93ZM132 149V150H133ZM227 149V148H226ZM51 150V149H50ZM98 150V149H97ZM124 150V151H125ZM220 150V149H219ZM222 150V149H221ZM224 150V149H223ZM222 150V151H223ZM69 151V150H68ZM119 151V150H118ZM121 151V152H122ZM138 151H140V150H138ZM138 151H136V153L138 152ZM207 151H209V150H207ZM233 151V152H234ZM262 151V153H260ZM74 153H79V152H74ZM212 153V152H211ZM226 152H224V154H225ZM237 153H238V151H237ZM239 153H241V152H239ZM125 156H124V155ZM123 154H121V157H119V159H120V162H121V158H123V159H128L129 157L133 160V158L135 157L134 155H136V154H134V155H132L131 154V156H128V155H126V152H124ZM127 154H129V153H127ZM153 154V155H152ZM219 154V153H218ZM221 154V153H220ZM223 154V153H222ZM229 154V153H228ZM254 156H253V155ZM256 154V155H255ZM4 155H6L5 154V152H4V150H1L0 149V172L2 171V173L4 172V170H5V168H6V164L7 163H9L8 161H9V159L8 158H5L4 157ZM69 156V155H68ZM207 156V155H206ZM219 156V155H218ZM247 156H248V158H247ZM141 157V156H140ZM147 157V156H146ZM224 157V156H223ZM251 157V158H250ZM129 158V159H130ZM149 158V157H148ZM147 158V159H148ZM220 158V157H219ZM128 159V160H129ZM146 160V158H145V155H144V157H142V159H139L138 160V164H141V166L143 165V163L144 162H146L145 161ZM150 160V159H149ZM150 160V161H151ZM204 160V159H203ZM203 160H202V162H203ZM133 162H134V164L136 163V159H135V161H132V163H129L128 165L130 166V164H133ZM242 162V161H241ZM243 162L241 163L242 165H243ZM20 163V162H19ZM157 164V163H156ZM222 164V163H221ZM235 164V163H234ZM101 165V164H100ZM128 165H127V167H128ZM154 165L155 164H153V166H151V167H154ZM159 165V164H158ZM211 165V164H210ZM215 165H216V163H215ZM242 165H241V167H242ZM106 166H108V165H106ZM132 167H134V165H131ZM140 166V165H139ZM144 166V165H143ZM156 166V165H155ZM163 166H164V164H163ZM212 166V165H211ZM220 166V165H219ZM236 166V165H235ZM238 166V165H237ZM10 167V166H9ZM20 167V166H19ZM101 166H99V167H97L96 168V170H95V172L93 173V174H95L94 175V177H97L99 174H100V172L101 171H105L104 169H103V167L104 166H102V168H100ZM136 167V166H135ZM215 167V166H214ZM213 167V168H214ZM233 167V166H232ZM17 168V167H16ZM47 168V167H46ZM141 168V167H140ZM149 168V167H148ZM209 168V167H208ZM217 168V167H216ZM103 169V170H102ZM134 169V168H133ZM153 169V168H152ZM218 169V168H217ZM236 169H238L237 167H236ZM48 170V169H47ZM129 170V169H128ZM127 170V171H128ZM147 170V169H146ZM159 170H160V168H159ZM205 170V169H204ZM203 169H202V171L204 172V174L206 173V170L204 171ZM212 170V169H211ZM216 170V169H215ZM214 170V171H215ZM221 170V169H220ZM109 171V170H108ZM108 171H106V172H108ZM213 171V172H214ZM217 171V170H216ZM215 171V172H216ZM105 172V173H106ZM209 172H210V170H209ZM229 172V171H228ZM228 172H224L223 173V175L221 176V177H218V184L220 185L221 183H222V181L223 180H225V179H229L230 180V182H232L231 181V177L229 176L228 177V175H230L231 173L229 172V174H228ZM120 173V172H119ZM129 173V172H128ZM210 173H212V172H210ZM221 173V172H220ZM233 173H235V172H232V174L231 175H233ZM109 174V173H108ZM153 174V173H152ZM203 174V175H204ZM207 174V173H206ZM206 174H205V176H206ZM121 175H124V174H121ZM158 175V174H157ZM170 175H172V174H170ZM104 176V175H103ZM105 176H107V174H105ZM115 176V175H114ZM117 176V175H116ZM12 177V176H11ZM187 177H189V180H188V182H187V184H186V186L184 185H182L183 184V182L184 181H182V187L181 188H179V189H177L176 188V186H175V184L177 183V181H178V183H180L181 181H179V180H182V179H186ZM98 178V177H97ZM124 178V177H123ZM122 178V179H123ZM207 178V177H206ZM114 179H115V177H114ZM113 179V180H114ZM116 179H118V178H116ZM121 179V178H120ZM127 180H128V178H126ZM167 179V178H166ZM210 179H211V174H210ZM237 179V178H236ZM240 179V178H239ZM41 180H44V179H41ZM70 180V179H69ZM124 180V179H123ZM160 180H162V179H160ZM212 180V179H211ZM215 180H217L216 178H215ZM39 181V180H38ZM115 181H117V180H115ZM118 181H119V179H118ZM121 181V180H120ZM126 181V180H125ZM131 180H129V182H130ZM186 181H187V179H186ZM237 181V180H236ZM40 182V181H39ZM47 182V181H46ZM69 182V181H68ZM158 182V181H157ZM162 182V181H161ZM165 182H166V180H165ZM209 182V181H208ZM215 182V181H214ZM217 182H215V184H217ZM226 182V181H225ZM227 183L226 185H224V186H220V190L218 191V196L219 197H221V196H225V198H224V200L225 199H227L229 196L231 197H234L236 194H237V190H239L240 188H236V186H238V184L237 183H235L234 185L232 184V183ZM36 183V182H35ZM70 183V182H69ZM122 183V182H121ZM124 183V182H123ZM123 183H122V186H124L123 185ZM126 183V182H125ZM132 183V182H131ZM202 183V184H201ZM39 183H37L36 185H38ZM75 184H77V181H75ZM133 184V183H132ZM131 184V185H132ZM159 184V183H158ZM173 184H174V186H175V190L174 189H172V187H173ZM204 184H206V182L204 183ZM212 184V183H211ZM214 184V183H213ZM52 185V184H51ZM121 185V184H120ZM130 185V186H131ZM163 185H164V182H163ZM162 185V186H163ZM200 185V186H199ZM222 185H223V183H222ZM24 186V185H23ZM26 186V185H25ZM39 186V185H38ZM38 186H36V187H38ZM44 186V185H43ZM134 186H135V184H134ZM198 186H199V189H198ZM215 186V185H214ZM213 186V187H214ZM246 186H248V190H246L245 189V187ZM30 187V186H29ZM32 187H34V188H36L35 187V185L34 186H32ZM72 187H74V183L72 184ZM85 187V186H84ZM83 187V188H84ZM141 187V186H140ZM200 187H201V189H200ZM212 187V188H213ZM219 187V186H218ZM33 188V189H34ZM38 188H40V187H38ZM86 188V187H85ZM85 188H84V190H85ZM128 188V187H127ZM211 188V187H210ZM49 189L51 190V189H53V188H50L49 187ZM121 189V188H120ZM124 189V188H123ZM141 189V188H140ZM188 189L189 190H191V192L189 191L188 192ZM236 189V192L234 191ZM35 190V189H34ZM48 190V189H47ZM92 191H93V189H91ZM118 190V189H117ZM125 190V189H124ZM242 190V189H241ZM87 191V190H86ZM127 191V190H126ZM126 191H124V193H122V192H119V194L117 195V196H115L114 194L116 193H114V194H112V196H114L115 197V199L117 198V200L115 201L117 204L120 202V201H123V200H127V201H125V202H129L128 200H131L130 198H135L137 195H138V193H139V191L140 190H138V189H132V191H129L128 192V195H127V193L125 194V192ZM143 191V190H142ZM230 191V193H236V194H230V195H228L227 193H225V192H229ZM232 191H234V192H232ZM55 192V191H54ZM110 192V191H109ZM141 192V191H140ZM208 192H209V190H208ZM17 193V192H16ZM24 193V192H23ZM88 193V192H87ZM93 193H95V191L93 192ZM118 193V192H117ZM167 193V194H168ZM197 193V196L195 195ZM217 193V192H216ZM240 193V192H239ZM9 194V193H8ZM92 194V193H91ZM91 194H89V195H91ZM140 194V193H139ZM166 194V193H165ZM207 194V193H206ZM14 195H16V194H14ZM23 195V194H22ZM36 195V194H35ZM60 195V194H59ZM82 195H85V194H82ZM87 195V194H86ZM107 195H108V201L109 200H112V198L110 197L109 198V193H107ZM172 195V196H173ZM174 196L175 197V199H177V196ZM221 195V196H220ZM34 196V195H33ZM52 196H54V195H52ZM139 196V195H138ZM171 195L169 196V197H172ZM181 196H180V198H181ZM204 196V195H203ZM217 196V197H218ZM90 197V196H89ZM107 197V196H106ZM178 197H179V195H178ZM27 198H30V197H27ZM81 198L82 199H84V197H82L81 196ZM167 198V197H166ZM222 198V197H221ZM219 199L221 202H222V199ZM252 198V197H251ZM251 198H249V199H251ZM18 199H19V196H18ZM34 199V198H33ZM43 199V198H42ZM52 198H50V200H51ZM56 199H57V197H56ZM107 199V198H106ZM105 199V200H106ZM185 199V201L187 202V200ZM228 199H230V198H228ZM254 199V198H253ZM13 200V199H12ZM21 200V199H20ZM20 200H19V202H20ZM29 200V199H28ZM38 199H36L35 201L36 202H38L37 201ZM41 200V199H40ZM114 200V199H113ZM170 200H174V198H172V199H170ZM170 200H168L169 202L168 203H170L171 201ZM178 200L180 201V200H182V198L181 199H179L178 198ZM200 200V199H199ZM22 201V200H21ZM34 201V202H35ZM139 201V200H138ZM163 201V200H162ZM177 201V200H176ZM176 201H175V203H176ZM178 201V202H179ZM184 199L182 200V201H180L179 202V204H178V207L181 205V204H183L184 202ZM189 201V200H188ZM23 202V201H22ZM41 202H42V200H41ZM110 202V201H109ZM174 202V201H173ZM182 202V203H181ZM13 203V202H12ZM28 203V202H27ZM52 203V202H51ZM122 203H124V201L122 202ZM242 203V204H243ZM25 204V203H24ZM23 203H22V205H24ZM41 204V203H40ZM46 204H47V202H46ZM115 204V203H114ZM125 204V203H124ZM186 204V203H185ZM184 204V205H185ZM11 205V204H10ZM126 205V204H125ZM132 205V204H131ZM168 205V204H167ZM166 205V206H167ZM173 205H175V204H173ZM173 205H172V203H171V206L173 207ZM191 205V204H190ZM243 205H245V204H243ZM242 205V206H243ZM46 206H48V205H46ZM138 206H139V204H138ZM163 206V205H162ZM176 206V205H175ZM33 207V206H32ZM59 207V206H58ZM121 207H123V206H121L120 205V209H121V211H122V208ZM135 207V210H136V208L138 209L139 207H137V206H133V208ZM171 207V208H172ZM221 207V206H220ZM219 207V208H220ZM229 207V206H228ZM233 207V206H232ZM118 207H117V205H116V211L119 209ZM124 208H125V206H124ZM127 208V207H126ZM161 208V207H160ZM163 208V207H162ZM177 208V207H176ZM87 209V211L88 212H90V210L92 211V212H94L93 210H95V211H97V212H102L103 211V209H102V205L101 204H92V205H90L89 207H87L86 208ZM106 209V208H105ZM113 209H115V208H113ZM112 209V210H113ZM131 209V208H130ZM130 209L128 210V212L130 211ZM7 210V209H6ZM17 210V209H16ZM111 210V211H112ZM135 210H131V211H135ZM166 210V209H165ZM169 210H171V209H168V211ZM188 210V209H187ZM229 210V209H228ZM17 211H20V210H17ZM17 211H11L10 212V214H9V220L10 221H14L13 219H14V217H18L19 218V216H22V215H20V213H18ZM110 211V210H109ZM119 211V210H118ZM138 211V210H137ZM136 211V213H138ZM186 211V210H185ZM184 211V212H185ZM189 211V210H188ZM4 212V211H3ZM17 212V213H16ZM20 212H22V211H20ZM84 212V211H83ZM113 212V211H112ZM158 212V211H157ZM171 214L173 213H175V214H177L176 212H178V210H174V208H173V210H171V211H169ZM168 212V213H169ZM180 212H182V211H180ZM5 213V212H4ZM8 213H9V211H8ZM8 213H7V215H8ZM94 214H96V212L94 213ZM111 214V213H110ZM110 214H108V216L110 215ZM118 214V213H117ZM132 214V213H131ZM250 214V213H249ZM1 215V214H0ZM6 215V216H7ZM92 215V214H91ZM112 215V214H111ZM126 215V214H125ZM129 215V214H128ZM160 215V214H159ZM169 215V214H168ZM257 215V214H256ZM100 216V215H99ZM248 216V215H247ZM255 216V215H254ZM93 217V216H92ZM94 217H95V215H94ZM93 217V218H94ZM106 217V216H105ZM112 217V216H111ZM128 217V216H127ZM132 217V216H131ZM154 217V216H153ZM162 217V216H161ZM125 218V217H124ZM130 218V217H129ZM133 218V217H132ZM131 218V219H132ZM156 218V217H155ZM176 218V217H175ZM218 218V217H217ZM223 218V217H222ZM222 218H220V219H222ZM104 219V218H103ZM152 219H154V218H152ZM173 219V218H172ZM171 219V220H172ZM248 219V218H247ZM107 220V219H106ZM127 220V219H126ZM130 220V219H129ZM171 220H170V222H171ZM229 220V219H228ZM261 220H264V211H263V214H262V217H261ZM51 221V220H50ZM60 221V220H59ZM91 221V220H90ZM94 221H95V218H94ZM103 221V220H102ZM215 222H217L216 220H214ZM219 221V220H218ZM49 222V221H48ZM118 222H120V219H119V221ZM148 222V221H147ZM152 222H153V220H152ZM155 222V221H154ZM229 222V221H228ZM81 223H82V221H81ZM84 223H86V222H84ZM89 223H91V222H89ZM93 223V222H92ZM102 223V222H101ZM121 223V222H120ZM7 225L6 226H9L10 228L12 227V226H10V224L9 223H6ZM14 224V223H13ZM78 224V223H77ZM80 224V223H79ZM116 224H119V223H116ZM124 224H126V222H124ZM128 224H129V222H128ZM148 225H149V223H147ZM12 225V224H11ZM90 225H92V224H90ZM127 225V224H126ZM145 225V224H144ZM148 225H146V226H148ZM230 225V224H229ZM228 225V226H229ZM51 226H53V224H51ZM82 226V225H81ZM94 226V225H93ZM125 226V225H124ZM153 225H151V227H152ZM162 226V225H161ZM260 226V225H259ZM8 227V228H9ZM49 227H50V225H49ZM90 227V226H89ZM88 227V228H89ZM121 227H123V225L121 226ZM139 227V226H138ZM137 227V228H138ZM253 227H255V225L253 226ZM261 227H262V224H261ZM14 228V227H13ZM16 228V227H15ZM47 228H48V226H47ZM46 228V229H47ZM56 228V227H55ZM117 228H119V226L117 227ZM127 228V227H126ZM142 227H140V229H141ZM144 228H146V227H144ZM147 228H149V227H147ZM222 228V227H221ZM262 228H264V227H262ZM49 229V228H48ZM57 229V228H56ZM102 229V228H101ZM133 229V228H132ZM143 229V228H142ZM141 229V230H142ZM225 229H227L228 230V227H225ZM255 229H256V227H255ZM257 229H259L258 227H257ZM49 230H51V229H49ZM53 230H54V228H52V232H53ZM59 230H61V229H59ZM118 230V229H117ZM116 230V231H117ZM121 230H124V232H125V228L124 229H121ZM44 231V230H43ZM51 231H50V233H51ZM88 231V230H87ZM111 231V230H110ZM126 231H128V230H126ZM138 231V230H137ZM45 232H46V230H45ZM55 232H59L58 234H57V236H58V238H56V237H54L57 241L58 240H61L63 237H66V230L65 229H63L61 232L60 231H55ZM117 232H119V231H117ZM131 232V231H130ZM139 232V231H138ZM49 232H47V234H49V235H51ZM111 233H114V232H111ZM120 233H122L123 234V232L121 231ZM120 233L119 234H117V236L119 237V239H120ZM52 234H54V233H52ZM68 234H69V232H68ZM126 234V233H125ZM136 234V233H135ZM254 234V233H253ZM257 234V233H256ZM45 235V234H44ZM185 235V234H184ZM201 235V234H200ZM250 235H252V233L250 234ZM263 235V234H262ZM136 236V235H135ZM254 236V235H253ZM253 236H250V237H253ZM43 238L45 237V236H42ZM46 237H48V235L46 236ZM67 237H68V235H67ZM114 236L113 235H111V236H109V235H107L105 238H103V243L102 244H104V242H106V241H109V242H107V244H106V246H108V243H109V246H111L112 244L110 243V240H112V238H113ZM118 237H115V238H113V241H112V243L114 242V240L116 239V238H118ZM141 237V236H140ZM258 237V236H257ZM51 238V237H50ZM125 238V237H124ZM127 238V237H126ZM137 238V237H136ZM247 238H248V234H247ZM254 238H256V237H254ZM254 238H252V240H254ZM119 239H118V242H119ZM141 239V238H140ZM36 240H37V238H36ZM54 240V239H53ZM52 240V241H53ZM56 240H55V242H56ZM121 240H123V239H121ZM126 240H128V239H126ZM130 240V239H129ZM134 240L135 239H132V242H131V245H132V243L134 242ZM142 240V239H141ZM239 240V242H241V241H243V240H241V239H238ZM237 240V241H238ZM10 241V240H9ZM14 241V240H13ZM100 241V240H99ZM99 241H98V243H99ZM101 241V242H102ZM116 241V240H115ZM247 241V240H246ZM250 241V240H249ZM59 242V241H58ZM101 242L99 243V244H96V245H98V246H100V244H101ZM117 242V243H118ZM122 242V241H121ZM127 242V241H126ZM126 242H124L125 244H126ZM143 242V241H142ZM238 242V243H239ZM8 243V242H7ZM13 243V242H12ZM111 244V245H110ZM114 244H116L115 242H114ZM135 244V243H134ZM242 245H243V242L241 243ZM250 244V243H249ZM6 245V244H5ZM11 245V244H10ZM54 245V244H53ZM117 245V244H116ZM119 245V244H118ZM124 245V244H123ZM130 245V244H129ZM131 245H130V247H131ZM234 245L237 247V244L236 243H234ZM247 245V244H246ZM2 246H3V244H0V248L2 249ZM8 246V245H7ZM104 246V245H103ZM103 246H100V247H103ZM108 246V247H109ZM114 246V245H113ZM126 246V245H125ZM234 246V247H235ZM249 246V245H248ZM6 247V246H5ZM9 247V246H8ZM50 247V246H49ZM115 247L116 246H114L113 248H112V250L113 249H115ZM118 247H120V245L118 246ZM122 247V246H121ZM235 247V248H236ZM243 247L245 248V245H243ZM47 248V247H46ZM95 248V247H94ZM110 248V249H111ZM132 248V247H131ZM131 248H130V250H131ZM233 248V247H232ZM239 248V247H238ZM249 248V247H248ZM50 249V248H49ZM48 249V250H49ZM98 250H99V248H97ZM107 249V248H106ZM109 249V248H108ZM126 249H128V248H126ZM240 249V248H239ZM238 249V250H239ZM242 249V248H241ZM240 249V250H241ZM9 250V249H8ZM47 250V249H46ZM45 249H44V253L45 252H47ZM100 250H101V248H100ZM117 250V249H116ZM119 250V249H118ZM125 250V249H124ZM237 250V251H238ZM240 250H239V252H240ZM243 250V249H242ZM96 251V250H95ZM95 251H93V253L95 252ZM102 251V250H101ZM101 251H98V252H100V253H102ZM107 251V250H106ZM109 251V250H108ZM111 251V250H110ZM110 251H109V255H110ZM2 252V250L0 251V253ZM13 252V251H12ZM42 252V253H43ZM98 252H97V254H98ZM113 252V251H112ZM10 253V252H9ZM115 253V252H114ZM128 253V252H127ZM138 253V252H137ZM236 253L237 252H235L234 253V255L235 256H237L236 255ZM260 253H263L264 254V249H260L259 251H257V255L254 257V255H253V259H254V261L256 260V258L258 257V259H259V257H260ZM102 254H107V252L105 253H102ZM263 254H261L262 256L261 257H263ZM115 255H116V253H115ZM130 255V254H129ZM19 256V255H18ZM99 255H97V257H98ZM103 256H108V255H100V257L102 258ZM113 256V255H112ZM117 256V255H116ZM37 257H43V256H37ZM45 257V256H44ZM90 257H93V256H90ZM89 257V258H90ZM96 257V256H95ZM95 257H94V259H95ZM96 257V258H97ZM111 257V256H110ZM134 257H136V256H134ZM245 256L244 255H242V256H240V264H242L241 262H243L244 260H243V258H244ZM11 258H13V257H11ZM221 258V257H220ZM235 258V257H234ZM219 259V258H218ZM222 259V258H221ZM229 259H231L230 257H229ZM237 259V258H236ZM248 259H250V258H248ZM91 260V259H90ZM237 260H239V259H237ZM250 260H252V256H251V259ZM249 260V261H250ZM103 261V260H102ZM208 261V260H207ZM253 261V262H254ZM257 261V260H256ZM106 262V261H105ZM110 262V261H109ZM122 262V261H121ZM206 262V261H205ZM6 263V262H5ZM44 263V262H43ZM49 263V261H47V262H45V264H48ZM217 263V262H216ZM225 263V262H224ZM250 263V262H249ZM0 264H1V262H0ZM2 264H4V263H2ZM204 264H206V263H204ZM244 264H246V263H244Z\"/></svg>",
	"mask_w": 264,
	"mask_h": 264
}]
</instances>
